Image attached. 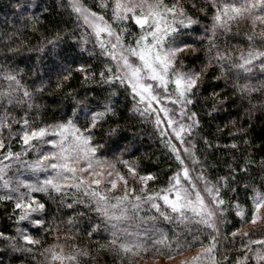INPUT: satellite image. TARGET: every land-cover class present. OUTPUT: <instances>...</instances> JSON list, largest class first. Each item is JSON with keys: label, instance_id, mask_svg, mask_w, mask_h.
Instances as JSON below:
<instances>
[{"label": "snow or ice", "instance_id": "snow-or-ice-1", "mask_svg": "<svg viewBox=\"0 0 264 264\" xmlns=\"http://www.w3.org/2000/svg\"><path fill=\"white\" fill-rule=\"evenodd\" d=\"M16 7L22 19L29 9L49 10L42 2ZM58 7L71 30L42 34L35 46H26L19 31L5 34L7 52L46 54L71 40L81 52L103 58L99 71L87 63L75 71L85 85H108L109 95L96 108L83 109V122L76 109L45 122L37 98L48 81L41 74L29 85L23 69L7 63L15 55L5 54L0 207L16 227L14 235L0 231V251L9 254L0 264H95L101 254L113 264H264V154L253 155L251 139L256 112L264 114V0H58ZM26 19L39 31L40 15ZM194 26L202 28L200 47L184 39L199 30ZM40 72L37 66L34 73ZM71 76L64 67L56 88ZM209 82L212 91L205 96ZM120 87L132 98L129 112L152 124L175 161L163 186H149L159 177L143 171L137 158H125L128 146L112 158L105 151L107 140L122 129L112 100ZM254 94L262 98L254 102ZM67 95L75 99L71 90ZM202 100L205 105L198 107ZM230 107L237 114L217 125L211 139L203 135L205 123ZM225 130L232 139L221 143ZM217 153L227 158L216 161ZM23 172L35 179L23 178ZM50 201L58 213H71L49 219ZM145 208L155 214L141 215ZM159 218L173 225L171 235L152 223ZM24 221L53 240L34 238L21 226ZM80 233L95 247L81 246Z\"/></svg>", "mask_w": 264, "mask_h": 264}, {"label": "trees", "instance_id": "trees-1", "mask_svg": "<svg viewBox=\"0 0 264 264\" xmlns=\"http://www.w3.org/2000/svg\"><path fill=\"white\" fill-rule=\"evenodd\" d=\"M17 2L21 7L29 3H43L45 7L49 10L47 12H40L36 9H29V12L24 13V19L21 18L20 9L16 7ZM35 13L40 15L42 23L37 27L39 31L33 32L31 30V24L28 22L26 17ZM68 16L65 13V10L58 7V0H0V63H5V54L15 55L14 61H7L12 67L17 65L23 69L25 76L24 80L26 83L31 85L33 81L39 80L41 74L43 75L44 80L48 81V87L45 93L42 96L37 98V103L41 104V114L42 119L45 122H54L56 120L64 119L65 116H71L73 109H76L77 114L81 122L84 121L83 109L87 107L96 108L100 105L104 98L109 95L107 89L108 85L100 84H91L85 85L82 83V76L79 72L75 71L76 67L81 63H87L92 66L93 70L99 71L102 67L101 60L103 58H96L90 56L87 52H81L78 47L75 46V43L71 40H67L66 43L61 44L60 48L56 52H48L46 54H40L36 52H21L19 54H11L7 52L6 44L10 43L7 40L5 34H10L12 32L19 31V39L24 41L26 46H35L41 39V35L48 36L52 31L57 28L67 27L69 30L72 28V24L69 22L67 24L64 21H68ZM194 28H199V26H194ZM202 34V28H199L194 35L186 36L184 39L189 41H195L197 47L201 46V42L196 38ZM16 39L15 37L13 38ZM239 39V38H238ZM236 42V41H233ZM91 47V46H89ZM203 59V50L197 53ZM42 56V62L37 60V57ZM186 63L189 66L193 65V57H185ZM39 66L41 69L40 73H34V69ZM195 66H199V61L195 62ZM64 67H68L72 70L71 78L64 83V87L61 89L56 88L57 75L63 70ZM212 82L206 83L204 88V95L208 96L212 91L210 84ZM222 84V82H219ZM71 90L72 96L75 99H72L71 96H68L67 93ZM218 90V89H217ZM230 91V89H229ZM86 96V100H85ZM262 97L259 94H254V102L261 99ZM237 103H239L238 98ZM77 100H85L83 104H77ZM114 105L118 107L120 113V123L122 129L119 132L117 137H114L110 140H107L105 151L108 153L109 158H112V153L117 150L123 149L125 146L130 148V152L125 153V158L135 157L139 160L141 169L145 172L155 173L159 179L155 182L150 181L149 186L152 187L155 183L157 186H163L168 176L175 169V161L170 158L168 150L160 142V138L153 129L151 123L141 122V118L133 115L129 112V109L132 106L131 96H127L124 92L123 87H120L117 95L112 98ZM231 103V98L230 101ZM207 104H211V100L207 101ZM205 101H201L198 107H203ZM246 106V105H245ZM237 108H228L227 111L221 112L219 114H214L217 116L210 124L205 123L203 135H208L211 139L212 136L216 135L217 125L223 127L227 122L230 115L235 116L237 114ZM207 121V117H204ZM107 127V126H105ZM227 130L223 135L219 136L220 142L224 143L232 139L227 136ZM251 139L255 142L253 147V155L258 159L261 154H264V114H261L259 111L256 112L253 129L251 133ZM202 147V145H201ZM231 151V150H229ZM30 158H35L30 156ZM227 157L221 156L220 153L216 154L215 160L219 161L226 159ZM212 158L210 157V160ZM215 162V161H213ZM225 169L220 168V173L223 174ZM253 176L257 177L258 181V170H253ZM25 179H35L33 175H29L26 172L23 175ZM43 178V177H42ZM41 199H44L43 194H36ZM240 200L245 201L246 197L244 192L240 193ZM46 214L49 219L52 217H62L71 213L69 209H62L59 213L57 212V204L54 201H50L46 207ZM155 214V210L148 211L147 208L141 215L149 216ZM95 215V214H93ZM233 219V224L239 226L237 221ZM157 227L162 231L168 232L171 235V230L173 225L167 221H164L162 218L153 221ZM21 226L27 227L29 234L33 235L34 238L41 239L43 243H50L53 240L51 235H46L39 232L35 227L28 225L26 221L21 222ZM233 225H228L231 228ZM15 222L13 220L7 219L5 211L0 207V231H4L9 234H15ZM177 231L179 229H176ZM101 235H106L101 232ZM81 239L78 241L81 246H87L94 248L95 244H89L87 237L80 233ZM103 242V241H101ZM2 247V245H0ZM9 254L4 251H0V258L6 259ZM15 264V262H14ZM95 264H113V258L108 254H101L97 257Z\"/></svg>", "mask_w": 264, "mask_h": 264}, {"label": "rangeland", "instance_id": "rangeland-1", "mask_svg": "<svg viewBox=\"0 0 264 264\" xmlns=\"http://www.w3.org/2000/svg\"><path fill=\"white\" fill-rule=\"evenodd\" d=\"M24 173H25V172H23V175H24ZM26 173H27V174H29V175H32V174H31V173H29V172H26ZM44 175H45L44 173H41V174H40V177H41V179H43V178H44ZM42 177H43V178H42ZM251 227H252V226H251V225H249V228H251ZM172 264H175V262H172Z\"/></svg>", "mask_w": 264, "mask_h": 264}]
</instances>
